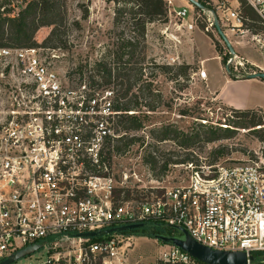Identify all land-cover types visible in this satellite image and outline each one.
<instances>
[{"label": "built area", "instance_id": "obj_1", "mask_svg": "<svg viewBox=\"0 0 264 264\" xmlns=\"http://www.w3.org/2000/svg\"><path fill=\"white\" fill-rule=\"evenodd\" d=\"M164 1L177 30L204 24L214 31L217 16L228 38L248 36L264 56V0H194L204 9L190 0ZM243 2L258 14L260 31L249 27ZM60 55L42 46L0 47V264L35 245L42 247L9 264H33L22 260L40 251L47 253L44 264H140L128 252L137 235L126 232L133 230L82 236L138 224L180 227L213 250L264 256L263 155L227 165L199 157L181 164L187 181L139 187L135 196L127 176L119 182L106 161L124 134L117 92L61 73ZM255 67L243 76L264 72V65ZM198 75L208 79L204 68ZM127 190L132 194L124 198ZM165 245L153 264H206Z\"/></svg>", "mask_w": 264, "mask_h": 264}, {"label": "rangeland", "instance_id": "obj_2", "mask_svg": "<svg viewBox=\"0 0 264 264\" xmlns=\"http://www.w3.org/2000/svg\"><path fill=\"white\" fill-rule=\"evenodd\" d=\"M29 1L31 0H0V3L5 2L1 12L18 16ZM60 3L61 12L69 20L64 27L66 31L64 43L55 48L61 51V57L56 61V67L61 73L90 83L95 81L101 87H111L117 92V100L123 104L128 102L133 94L142 97L147 82H153V89L162 93L164 97L165 105L154 112L139 106L128 113L129 116H135L142 127L138 131L128 133L123 131V135L135 137L137 141L129 152L113 157L112 168L117 180L124 181L127 176L135 196L138 195L139 187L163 188L187 181L189 172L181 164H175L177 162L196 161L202 157L207 165L216 162L227 165L231 163L230 160H240L248 156L252 158L264 156V125L246 129L235 127L236 115L229 107L215 99L214 94L208 89L206 80H202L198 75V72L204 68L201 60L213 57L211 44L214 45V41L219 45V51H216L219 56L221 55V59L228 57L229 50L217 31L210 30L208 33L201 29L193 32L177 30L173 27L177 20L167 17L166 10L165 16L147 20L146 34L142 38L134 32L132 25L125 21L115 26L116 4L109 0H60ZM87 9L89 16L84 19V11ZM75 21L80 23V27L74 25ZM51 30L52 28L48 26L38 29L35 34L38 45L46 47L43 42ZM229 34L233 42H242L245 48L258 58H264L248 36L242 38L232 36L230 32ZM198 36L202 39H197ZM131 39L140 44L135 60L140 63L138 68L143 69L145 76L139 84L133 86L129 97L124 99L122 94L130 81L127 78H119L118 74L125 62L129 60V56L125 55L121 58L118 54L121 53V45ZM0 42L9 45L17 44L9 39L0 40ZM107 55H110L107 61L115 68L113 81L109 84L106 83L103 73H99L96 69V64ZM229 56L234 58L230 54ZM229 58L225 60L226 64H223L224 71L229 65L233 74L239 77L241 74L254 70L250 68L251 64L246 63L238 55L236 61L230 64H228ZM239 62H243V66H240ZM210 64L209 68L215 76L217 70L214 67L215 63ZM132 65L133 63L128 65V68ZM159 66H171V69L164 73ZM181 66H188L186 75ZM253 68L257 69L255 66ZM133 82L134 79H131V83ZM131 101L134 105L136 99L133 98ZM139 102H143L142 98ZM254 115L256 118L263 116L261 112H256ZM169 125L185 133H199L201 141L189 148L179 147L174 141H157L153 130ZM220 127L230 128L235 133L231 138L214 143L203 141L205 131ZM254 129L260 130L257 132L253 131ZM148 161H156V163L151 165L147 163ZM166 164H168L167 169H165ZM177 235L181 236L182 233L178 231ZM134 237L136 238L131 240L133 247L128 250L133 263L140 261V264H153L159 256V251L166 246L161 240ZM46 260V251H40L22 262L44 264Z\"/></svg>", "mask_w": 264, "mask_h": 264}, {"label": "trees", "instance_id": "obj_3", "mask_svg": "<svg viewBox=\"0 0 264 264\" xmlns=\"http://www.w3.org/2000/svg\"><path fill=\"white\" fill-rule=\"evenodd\" d=\"M116 4L115 8V18L114 23L115 26L121 25L123 21L127 24H131L134 32H136L140 37L144 38L146 34V26L147 20L151 18H157L165 16L166 13V5L164 0H109ZM5 2L0 3V40L4 39L14 40L16 45H9L6 43L0 42V47H38L42 45H38L35 40V34L40 27L48 26L51 27L52 30L48 37L44 40V46L46 48H56L60 47L64 43V37L66 36V31L64 29L65 25L69 22L66 15L61 12V3L60 0H31L24 10H22L18 16H10L1 12L2 6ZM243 12L244 15L249 18L254 23L250 24V28L253 32L260 31L261 27L259 25L260 18L255 10L246 2H243ZM89 16V10L84 11V19ZM74 25L80 27V23L78 21L74 22ZM199 28L202 31H206L205 25L200 24ZM209 33V32H208ZM209 35V34H208ZM212 39L213 37L209 35ZM214 41V39H213ZM52 45V46H50ZM214 45L217 51H219L218 43L214 41ZM43 47V46H42ZM140 44L136 40H126L120 47L121 53L118 54L121 58L125 55L129 56V60H127L124 66L121 68V72L118 74L119 78H127L130 81L129 86L126 91L122 94V98L126 99L129 97L133 86L139 84V82L143 79L145 74L143 73L142 68L140 67V63L135 60L137 52L139 50ZM230 54V53H229ZM228 57H231L229 56ZM107 55L103 60L99 61L96 64V69L98 72L103 73V77L106 79V83H111L114 78V67L110 64ZM221 56V55H220ZM227 59L222 60V64H226ZM131 68H128L130 64H132ZM126 65V66H125ZM161 69L166 70L171 69V66H159ZM188 66H181V69H184V75H186V70ZM253 68V66H250ZM229 77L233 80L244 79L243 74L239 77L235 76L233 72L230 70ZM131 79H134V82L131 83ZM92 85H98V83H91ZM144 91V90H143ZM118 98V95H117ZM136 99L134 105L132 104V99ZM142 98L143 102L140 103L139 99ZM150 99V101H148ZM165 105L164 97L162 93L156 92L153 89V82H147L145 93L141 96L138 94H133L132 98L129 99L125 104L119 102L116 105V109L121 111L118 121V132L128 133L130 131H138L142 127L141 122L135 116H129L128 113L134 111L139 106H144L148 108L149 111H156L159 107ZM232 112L236 115L237 120L234 121L235 127L239 128H256L264 125V112L256 111V110H236L232 109ZM256 112H261L262 117L256 118L254 115ZM204 127V126H203ZM260 129H254L253 131L259 132ZM155 139L159 142L163 141H174L178 144L179 147H191L196 142L200 140V134H190L185 133L182 130L174 128V126H165L162 128H158L153 130ZM234 130L230 128H210L205 131V136L203 141L206 143H214L220 141L222 139L231 138L232 134H234ZM137 141L135 137H131L128 135H122L117 139L116 145L113 149L111 147L107 151L106 161L111 166L113 162L114 155H124L130 151L133 144ZM191 161V160H190ZM156 161H148V164L153 165ZM188 162L182 161L177 162L175 164H184ZM168 164H166L165 169H167ZM131 191L127 190L124 193V198H128L131 196ZM148 227H144L141 229L133 230L130 232H126L127 234H133L140 237H148L150 239H155L156 233L159 231H149ZM156 228L159 230L165 229L166 227L161 224H156ZM168 229V228H167ZM178 230L168 229V232L165 234L166 236H179ZM164 244H167L161 241ZM257 263L262 262L264 259L263 254L256 253L255 254Z\"/></svg>", "mask_w": 264, "mask_h": 264}, {"label": "crops", "instance_id": "obj_4", "mask_svg": "<svg viewBox=\"0 0 264 264\" xmlns=\"http://www.w3.org/2000/svg\"><path fill=\"white\" fill-rule=\"evenodd\" d=\"M197 39H202L197 37ZM232 46L238 56L243 58L246 63L252 66H263L264 58H258L254 53L245 48L242 42H233L229 37ZM188 46V45H186ZM213 57H206L201 62L204 65V69L208 72V79L206 83L208 89L214 94L215 99L219 100L226 107L236 110H256L264 112V80L262 79H237L233 80L229 77V74L224 71L222 59L217 54V51L212 45ZM248 50V51H247ZM215 63L217 68L216 75L213 76V72L209 66L210 63Z\"/></svg>", "mask_w": 264, "mask_h": 264}, {"label": "water", "instance_id": "obj_5", "mask_svg": "<svg viewBox=\"0 0 264 264\" xmlns=\"http://www.w3.org/2000/svg\"><path fill=\"white\" fill-rule=\"evenodd\" d=\"M196 7L200 9H204V5L194 1L190 0ZM214 26L215 30L217 31L220 38L224 41L226 44L230 55L235 56L236 52L234 47L232 46V43L230 42L229 38L226 36L224 31L221 28L220 22L218 20V17H214ZM226 72L230 74V68L229 65L226 67ZM249 79H262L264 80V72H258L255 74H250L248 76ZM146 225L144 224H138V225H130V226H123L117 229L113 230H105L101 232H91L83 234L84 237H95L98 235H104L109 234L112 232H124V231H130L135 229L144 228ZM176 230L182 233L181 236H164V235H156L155 239L161 240L167 244L175 245L186 251L188 254H190L195 259L206 263V264H249L254 263L256 261V257L251 255L248 257L246 252H227V251H219V250H213L210 247L204 246L197 241H195L191 235L184 229L180 227H175ZM42 245H35L29 248H26L22 251H19L18 253L14 254L12 257L7 259L6 261L2 262L1 264H9L13 261L20 259L22 257H25L31 253H34L38 249H40Z\"/></svg>", "mask_w": 264, "mask_h": 264}, {"label": "flooded vegetation", "instance_id": "obj_6", "mask_svg": "<svg viewBox=\"0 0 264 264\" xmlns=\"http://www.w3.org/2000/svg\"><path fill=\"white\" fill-rule=\"evenodd\" d=\"M146 227H148L147 229L149 231H153V232L159 231L158 233H156V235H164V236H166L165 234L168 232L167 228L159 230V229L156 228V225H153V224L152 225H147Z\"/></svg>", "mask_w": 264, "mask_h": 264}]
</instances>
